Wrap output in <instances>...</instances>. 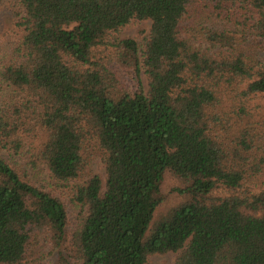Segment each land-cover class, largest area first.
<instances>
[{
    "label": "trees",
    "instance_id": "16d2710c",
    "mask_svg": "<svg viewBox=\"0 0 264 264\" xmlns=\"http://www.w3.org/2000/svg\"><path fill=\"white\" fill-rule=\"evenodd\" d=\"M259 95L264 0H0V264H264Z\"/></svg>",
    "mask_w": 264,
    "mask_h": 264
},
{
    "label": "rangeland",
    "instance_id": "374dc122",
    "mask_svg": "<svg viewBox=\"0 0 264 264\" xmlns=\"http://www.w3.org/2000/svg\"><path fill=\"white\" fill-rule=\"evenodd\" d=\"M150 30V22H140V23H133L126 28H124L121 33L118 35L119 39L123 38H132L136 40L141 47L144 45L145 37L149 33ZM143 83L146 88H148V79L143 76ZM251 105L255 107L258 111L264 112V95H259L258 97H255ZM91 170L93 174H99L102 177H105V170L102 162L99 159H95L91 164ZM39 179L41 181H44L46 184H50L53 182V184H59L62 185V183H58L56 181H52L49 174L45 170H41L39 174ZM74 212V211H73ZM76 212H78L76 210ZM77 215L72 213L71 217L72 220L78 221ZM178 253H165V254H155L151 255L146 264H175L177 259ZM40 264H59V259H57L54 255H47V259H44L40 262Z\"/></svg>",
    "mask_w": 264,
    "mask_h": 264
}]
</instances>
